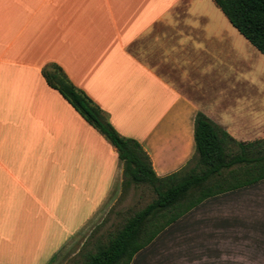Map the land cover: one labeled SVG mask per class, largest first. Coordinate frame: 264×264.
I'll use <instances>...</instances> for the list:
<instances>
[{"label": "crops", "instance_id": "crops-1", "mask_svg": "<svg viewBox=\"0 0 264 264\" xmlns=\"http://www.w3.org/2000/svg\"><path fill=\"white\" fill-rule=\"evenodd\" d=\"M193 4L0 0V264H67L130 188L116 148L47 82L49 63L142 144L157 175L192 158L202 108L188 89L205 60L197 33L210 32ZM130 264H264V179L205 199Z\"/></svg>", "mask_w": 264, "mask_h": 264}, {"label": "trees", "instance_id": "trees-1", "mask_svg": "<svg viewBox=\"0 0 264 264\" xmlns=\"http://www.w3.org/2000/svg\"><path fill=\"white\" fill-rule=\"evenodd\" d=\"M231 24L264 55V0H213ZM43 74L52 87L75 107L116 148L123 163L122 184L149 185L155 198L135 211L106 239L98 237L94 250L81 264H130L134 255L205 199L264 179V138L235 139L202 111L194 120L195 153L178 171L155 173L142 144L121 135L105 112L64 70L49 63Z\"/></svg>", "mask_w": 264, "mask_h": 264}, {"label": "rangeland", "instance_id": "rangeland-1", "mask_svg": "<svg viewBox=\"0 0 264 264\" xmlns=\"http://www.w3.org/2000/svg\"><path fill=\"white\" fill-rule=\"evenodd\" d=\"M193 10L207 16L195 19V25L207 27L210 32L197 33L202 36L205 60L204 66L192 68L194 86L188 94L214 122L220 124L221 120L228 125L237 140L264 137V55L231 24L213 0H194ZM163 71L185 89L178 71ZM155 196L149 185L130 186L111 209L99 211L98 219L81 231L87 240L67 264H81L85 252L94 250L96 238L106 239L110 231Z\"/></svg>", "mask_w": 264, "mask_h": 264}]
</instances>
